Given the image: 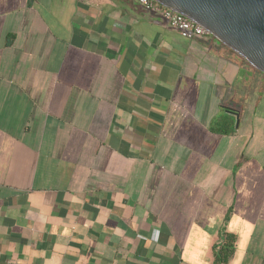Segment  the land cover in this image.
<instances>
[{
	"label": "crops",
	"instance_id": "obj_1",
	"mask_svg": "<svg viewBox=\"0 0 264 264\" xmlns=\"http://www.w3.org/2000/svg\"><path fill=\"white\" fill-rule=\"evenodd\" d=\"M223 233L264 264V73L136 0H0V264H213Z\"/></svg>",
	"mask_w": 264,
	"mask_h": 264
},
{
	"label": "water",
	"instance_id": "obj_2",
	"mask_svg": "<svg viewBox=\"0 0 264 264\" xmlns=\"http://www.w3.org/2000/svg\"><path fill=\"white\" fill-rule=\"evenodd\" d=\"M198 23L264 73V0H156ZM237 117L238 113L233 112Z\"/></svg>",
	"mask_w": 264,
	"mask_h": 264
},
{
	"label": "built area",
	"instance_id": "obj_3",
	"mask_svg": "<svg viewBox=\"0 0 264 264\" xmlns=\"http://www.w3.org/2000/svg\"><path fill=\"white\" fill-rule=\"evenodd\" d=\"M148 13L158 15L170 26L176 28L180 34L188 39L208 35L204 26L192 21L156 0H136Z\"/></svg>",
	"mask_w": 264,
	"mask_h": 264
},
{
	"label": "trees",
	"instance_id": "obj_4",
	"mask_svg": "<svg viewBox=\"0 0 264 264\" xmlns=\"http://www.w3.org/2000/svg\"><path fill=\"white\" fill-rule=\"evenodd\" d=\"M235 237L223 233L220 242L215 246L213 264H226L233 254Z\"/></svg>",
	"mask_w": 264,
	"mask_h": 264
}]
</instances>
